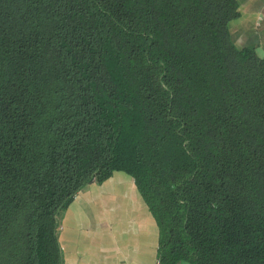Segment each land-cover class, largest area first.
<instances>
[{
	"label": "trees",
	"instance_id": "1",
	"mask_svg": "<svg viewBox=\"0 0 264 264\" xmlns=\"http://www.w3.org/2000/svg\"><path fill=\"white\" fill-rule=\"evenodd\" d=\"M236 0H0V264H62L57 217L131 177L161 264H264V58Z\"/></svg>",
	"mask_w": 264,
	"mask_h": 264
},
{
	"label": "crops",
	"instance_id": "2",
	"mask_svg": "<svg viewBox=\"0 0 264 264\" xmlns=\"http://www.w3.org/2000/svg\"><path fill=\"white\" fill-rule=\"evenodd\" d=\"M232 40L264 58V0H236ZM62 264H155L159 230L134 180L117 172L91 183L57 217Z\"/></svg>",
	"mask_w": 264,
	"mask_h": 264
},
{
	"label": "rangeland",
	"instance_id": "3",
	"mask_svg": "<svg viewBox=\"0 0 264 264\" xmlns=\"http://www.w3.org/2000/svg\"><path fill=\"white\" fill-rule=\"evenodd\" d=\"M229 26H230V24H229ZM231 41H232V43H233L236 47L239 46V44H238V42H237L236 40L234 41V40L231 39Z\"/></svg>",
	"mask_w": 264,
	"mask_h": 264
},
{
	"label": "built area",
	"instance_id": "4",
	"mask_svg": "<svg viewBox=\"0 0 264 264\" xmlns=\"http://www.w3.org/2000/svg\"><path fill=\"white\" fill-rule=\"evenodd\" d=\"M155 264H161V261L160 259H157L156 263Z\"/></svg>",
	"mask_w": 264,
	"mask_h": 264
}]
</instances>
